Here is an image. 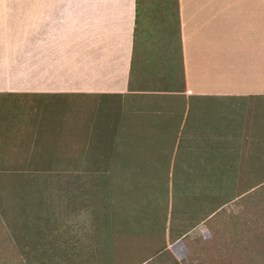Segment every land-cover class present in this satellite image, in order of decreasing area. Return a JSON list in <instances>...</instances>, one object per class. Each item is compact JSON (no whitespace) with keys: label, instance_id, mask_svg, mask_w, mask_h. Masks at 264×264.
Masks as SVG:
<instances>
[{"label":"crops","instance_id":"obj_1","mask_svg":"<svg viewBox=\"0 0 264 264\" xmlns=\"http://www.w3.org/2000/svg\"><path fill=\"white\" fill-rule=\"evenodd\" d=\"M179 17L176 75L165 55L138 54V0H0V173H51V200L66 194L69 174L90 176L96 190L92 217L77 203L60 217L44 194L43 211L20 215L27 225L4 248L20 260L0 264H190L191 246L179 244L200 224L134 229L132 207L147 216L157 189L170 219L175 197L179 215L205 225L230 191L261 188L264 0H179ZM74 102L93 109L96 137L72 136L85 125L53 117V106ZM87 220L89 245L68 224Z\"/></svg>","mask_w":264,"mask_h":264},{"label":"rangeland","instance_id":"obj_2","mask_svg":"<svg viewBox=\"0 0 264 264\" xmlns=\"http://www.w3.org/2000/svg\"><path fill=\"white\" fill-rule=\"evenodd\" d=\"M140 3L139 41H144V46L142 43H139L138 53L145 48L146 51L165 55L170 62V71L178 75L180 69V45L178 40L177 11L174 0H140ZM51 112L55 119L62 123L64 121L65 123L63 124H72L76 127L77 125H85L84 128L81 126L82 130H78L77 128L69 130L70 135L76 136L78 132L80 138L92 139L96 137V116L94 115L93 109L86 103L74 102L60 106L55 105L52 107ZM21 113L22 110L19 111V117H22ZM88 126L92 129L88 128ZM89 130H93L95 134L93 132L89 133ZM89 143L92 146L90 148L85 147V151L87 150L90 155H95L96 143ZM46 174L0 173V262L8 263L20 260L18 253L11 251L4 253V248L7 249L14 245L13 239L9 237L11 235L10 229L16 232L20 229L19 224H22V221L20 222L19 220L26 218V216L20 215H25L28 210L30 211L32 209H34V213L40 214L43 211L41 201H44V194L47 195L48 200L52 199L50 191V178L52 174ZM23 175L28 176L32 182L37 180L40 182L36 183L37 188L35 190L28 187L29 181H26L22 177ZM16 176L22 178L21 182L26 187L22 188L19 185V188L16 186L15 190L13 188L6 189L1 187L2 182L5 180L14 181ZM76 177L78 178L79 176L71 174L65 175L61 182L63 184L70 183L73 187L69 184L66 187L69 189V192H66L67 189L65 188L64 191L66 194L63 197L54 196L53 200H51L52 206H54L53 212L56 215H60V217L72 215L74 204L76 203L82 205L80 208H82L85 215H89L88 217L93 216L96 198L92 199V195L94 193L93 191L96 190L91 189L92 179L90 176L85 175L83 176L84 180H81L82 177L80 179L78 178V181L75 180ZM53 178V183H55L54 189H58L59 187L57 185L61 184L56 177ZM81 181L86 183L85 189L82 191L80 189L76 190L78 187H75L74 183L78 182L77 184H82L80 183ZM64 186L62 185L63 189ZM29 188L33 191L31 190L30 192ZM63 189H60L61 191L59 190L60 193L64 192ZM57 192L58 190H53V195ZM152 195L154 196L153 201L151 198L149 200L148 215H134L135 220L140 221L134 229L140 228L142 230L156 232L157 230H161L163 226L164 228L169 227L170 212L166 208L167 204L169 206V203L167 201H161L160 190L153 189ZM159 201L162 202V205H158ZM254 201L250 200L245 205H239L238 207L233 205L231 210L235 213L234 215H223V219H220L218 223L212 224L211 228L206 223L205 225L200 224L195 233L187 238L188 241L185 239V243L181 242L179 245L187 246L189 244L193 250L190 257L194 261L190 264H264V261H260L259 259L255 260L254 257V254L258 253V251H264V193H262L260 198H255ZM158 206H160L159 209ZM154 207L156 208L152 210ZM140 210L139 205H135L132 207L131 212L133 214H139ZM175 213L176 219L173 223L175 230L181 228L188 229L191 223L188 221L187 215L185 213L184 215H179L177 210ZM33 215L31 214L29 217H34ZM228 217L230 218L228 219ZM236 217L238 222L232 228L226 227L227 221L236 220ZM91 220L68 223L75 229H83L79 237L82 238V243L85 245L90 244V239L82 236L92 231ZM252 245L256 249L255 253H250L249 248ZM249 253L251 256H249ZM255 261L259 263H255Z\"/></svg>","mask_w":264,"mask_h":264},{"label":"trees","instance_id":"obj_3","mask_svg":"<svg viewBox=\"0 0 264 264\" xmlns=\"http://www.w3.org/2000/svg\"><path fill=\"white\" fill-rule=\"evenodd\" d=\"M174 2H175V5H176L177 20H178V40L180 42L179 0H174ZM140 12H141V3H140V0H138V31H136V46H137V50H138L139 43H142V45L144 46V43H143L144 41H142V40L139 41V36H140L139 35V30H140L139 27H140V15H141ZM142 51H146L145 48ZM95 160L96 159L94 157H90L89 160H88V165L95 164ZM35 182H38V180L35 181ZM167 193H169L168 190H167ZM177 193H178V191H175V194H177ZM262 193H264V180L261 182V188L259 190L254 191V193H253V191L250 192V193L247 192V193H245V195L242 196V194H239L238 192L233 193V191H230V196H229V199H228V204L227 205L214 206L212 213L206 215L207 216L206 217L207 218V221H205V223L207 224V226H209L211 228L212 224L218 223L220 219H223V215H229V216L231 215L232 216V215L235 214L231 210L232 207H233V205H236L237 207L239 205L240 206L245 205L250 200L254 201L255 198H257V197L260 198L261 195H262ZM176 202L177 201L175 200V197H174V205H173L174 210L172 211V214H171V219H170V225H169V227L164 228V226H163V227H161V230L166 231L167 229H169L172 232L175 230V227H174V224L173 223L175 222V219H176V213H175L176 210H177L176 209L177 208V203ZM254 203H255V201H254ZM159 207L160 206H158V209H159ZM167 207H168V204H167ZM155 208L156 207L152 208V210H154ZM230 212H232V213H230ZM140 214H141V211H140L139 215ZM229 218L230 217H228V219ZM202 222H204V221H197V220H195L193 222L190 221L191 224L189 225V228L186 229V230L187 231L188 230H191V229L195 228L196 226H198L199 224H201ZM237 222H238L237 217H236V220H232V221L229 220L226 223V227L232 228ZM153 223H152V225H153ZM25 225H27V224L26 223H22L21 225L19 224V227L22 228L21 226H25ZM10 230L12 231V229H10ZM183 242L185 243V241H183ZM249 250H250V253H253V252L255 253V251H256L254 245H252L249 248ZM250 253H249V256H251ZM257 254H259V255H257ZM254 257H255V260L259 259L260 261H264V251H258V253L254 254ZM255 263H259V262L258 261H255Z\"/></svg>","mask_w":264,"mask_h":264}]
</instances>
